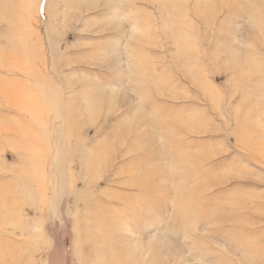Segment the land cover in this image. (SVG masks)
I'll list each match as a JSON object with an SVG mask.
<instances>
[{
    "label": "rangeland",
    "instance_id": "374dc122",
    "mask_svg": "<svg viewBox=\"0 0 264 264\" xmlns=\"http://www.w3.org/2000/svg\"><path fill=\"white\" fill-rule=\"evenodd\" d=\"M0 264H264V0H0Z\"/></svg>",
    "mask_w": 264,
    "mask_h": 264
}]
</instances>
